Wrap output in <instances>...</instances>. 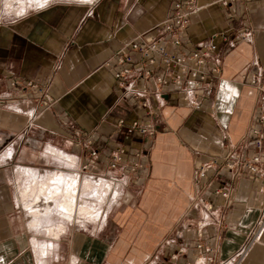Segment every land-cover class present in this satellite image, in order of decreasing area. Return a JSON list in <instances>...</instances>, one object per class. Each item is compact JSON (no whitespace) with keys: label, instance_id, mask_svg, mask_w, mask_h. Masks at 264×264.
Segmentation results:
<instances>
[{"label":"crops","instance_id":"obj_1","mask_svg":"<svg viewBox=\"0 0 264 264\" xmlns=\"http://www.w3.org/2000/svg\"><path fill=\"white\" fill-rule=\"evenodd\" d=\"M221 2L196 0L180 34L183 45L242 29L251 30L249 40L230 49L219 43L209 57L218 56L219 78L199 109L166 85L157 131L144 137L117 125L119 118L133 120L136 106L116 88L114 65L107 61L138 34L153 37L172 0H51L12 13L2 10L0 0V264H70L72 258L77 264H184L194 261L198 242L211 248L205 264H264V226L239 252L262 212L260 178L216 166L205 184L194 185L200 160L226 148L248 151L261 104L242 75L254 61L264 67V0L229 8ZM26 82L44 86L48 99ZM74 130L82 134L80 144ZM87 138L99 148L95 157ZM115 147L124 149L123 159L110 169L107 152ZM65 155L83 175L91 172L94 182L117 189V200L103 215L100 209L91 226L74 221L57 239L42 241L28 228L18 180L30 172L67 171ZM136 160L142 168L132 171ZM219 187L227 197L215 192Z\"/></svg>","mask_w":264,"mask_h":264},{"label":"built area","instance_id":"obj_2","mask_svg":"<svg viewBox=\"0 0 264 264\" xmlns=\"http://www.w3.org/2000/svg\"><path fill=\"white\" fill-rule=\"evenodd\" d=\"M243 0H222L226 8L234 6ZM196 0H172V8L167 18L155 29L157 33L147 38L144 34H138L124 48L116 51L107 63L114 65V78L116 88L135 103L137 116L126 123L124 118L117 120L118 126L128 127L137 131L141 136L152 137L157 131L156 123L159 118V107L162 104V94L165 86L171 84L176 91L181 93L183 100L194 109H199L200 99L207 98L213 88L214 82L219 78L218 56L209 62V57L216 54L219 43L225 44L228 49L235 46L239 40H249L251 30L242 29L237 33H225L219 40L204 39L193 44L192 48H186L182 43L181 32L189 25L190 16L197 10ZM132 76L131 81L127 77ZM142 80V85H137L135 79ZM242 81L255 87L260 95L261 104L258 108L256 120L250 129L249 147L243 149L226 148L221 155L200 160L195 167L194 185L199 187L207 182L211 168L220 166L229 171L233 176L245 174L259 177L261 191L264 195V67L254 61L252 67L242 75ZM11 85H16L15 81ZM26 86L36 88L39 94L48 99V93L44 86L33 82H26ZM76 144L82 142V134L78 130L71 132ZM106 138H103V142ZM89 147V155L97 156L99 148L90 138L84 139ZM104 144V143H103ZM124 149L115 147L107 152V167L114 169L123 159ZM140 152H134L138 158ZM86 167V165H84ZM130 170L138 171L142 163L138 160L129 165ZM113 180V179H112ZM222 197L228 196L224 187L215 189ZM204 222H201V226ZM264 226V200L260 218L252 230L248 240L239 251H245L256 239L259 231ZM193 262L184 264H205L204 253L211 248L198 242ZM182 250L179 249L178 252ZM171 254V258L177 257V253ZM70 264H77L72 258ZM224 264H236L227 260Z\"/></svg>","mask_w":264,"mask_h":264},{"label":"bare ground","instance_id":"obj_3","mask_svg":"<svg viewBox=\"0 0 264 264\" xmlns=\"http://www.w3.org/2000/svg\"><path fill=\"white\" fill-rule=\"evenodd\" d=\"M87 1L92 2L94 0ZM19 3H22V0H16L15 4L12 5L6 0L5 6L14 7V5H19ZM63 158L69 161L68 163H74L73 157L71 156L65 155ZM30 173H32V188L35 193L33 196V202L29 207L32 215H46L52 207H55V210L58 211L59 215L67 220L78 221L79 219L95 218L99 215L98 210L88 207L86 203L81 202V198L92 187L90 181L85 180L83 182V191L79 195V179L77 175H69L59 170L52 171L46 176H37L33 172ZM30 173L28 174L30 175ZM63 229L64 226L60 223L57 226L47 228L46 233L49 237L57 239L58 234L63 231Z\"/></svg>","mask_w":264,"mask_h":264},{"label":"rangeland","instance_id":"obj_4","mask_svg":"<svg viewBox=\"0 0 264 264\" xmlns=\"http://www.w3.org/2000/svg\"><path fill=\"white\" fill-rule=\"evenodd\" d=\"M6 0H2V10H5L7 13H12L14 11H17L20 8L23 7H32L37 4H42L45 2H49L51 0H22V3H19V5H14L13 6H8L6 7L4 2ZM8 3L15 4L16 0H7ZM65 1V0H63ZM72 1V0H68ZM80 1H87V0H80ZM6 8V9H5ZM69 162V161H68ZM74 162V161H73ZM68 170L63 171L67 172L69 175H77L79 179V186H78V192L79 195L83 191L82 186L83 182L85 180L90 181V185L92 184L91 189L87 191V193L81 198V202L86 203L88 207L95 208V210H100L101 209V215H103L104 211L106 210L108 205H111L115 200H117L115 196V193L117 192V189L112 185H109V183H106V181H98L94 182V177L92 174L86 172L85 175H83L82 172H79L73 165V163H68ZM32 179L31 176L27 177L24 176L20 178L19 181V187H18V194L20 198V204L21 207L25 210L27 214V220L28 221V228L30 230L38 231L39 233L36 235L38 238H40L42 241L45 239L50 240L46 233V229L49 227H54L57 226L58 224H63L64 227L67 226V224L74 222V220H67L63 218L61 215H59L58 211L55 210V207H52L49 209L48 213L46 215H39V216H34L31 214L30 211V204L33 202V196H34V191L32 188ZM29 181V182H28ZM100 183V185H99ZM28 193V194H27ZM30 193V194H29ZM90 195V196H89ZM31 198V199H30ZM31 201V202H30ZM32 209V208H31ZM52 212V213H51ZM29 214V215H28ZM79 220H89L90 226L93 224L92 220L96 221L98 220V216L95 218H87V219H79ZM32 221V222H31ZM30 224V225H29ZM95 224V223H94Z\"/></svg>","mask_w":264,"mask_h":264}]
</instances>
